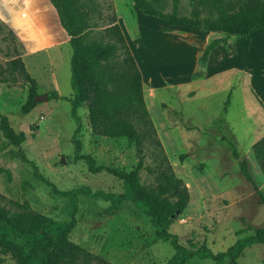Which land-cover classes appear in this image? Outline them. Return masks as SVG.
<instances>
[{"label":"rangeland","instance_id":"obj_1","mask_svg":"<svg viewBox=\"0 0 264 264\" xmlns=\"http://www.w3.org/2000/svg\"><path fill=\"white\" fill-rule=\"evenodd\" d=\"M39 3L35 0L34 7H40ZM79 5L92 9V21L100 26L114 12L126 27L129 48H141L149 55L136 58L145 80L146 108L163 154L189 193L184 211L171 215L169 232L186 248L205 246L218 253L260 229L264 225V175L252 145L263 137L264 110L252 96L248 76L254 78V92L264 100V29L240 37L184 28L162 32L165 24L138 12L135 15L130 0H79ZM164 6L165 12H171L173 0H165ZM178 9L181 15L188 16L187 0H179ZM15 16L21 18L20 12ZM214 39L228 51H235L237 42L251 45L247 62L242 65L244 70L229 69L205 79V67L198 61L192 68L194 57L198 60ZM201 47L194 55L195 49ZM71 54L70 46L64 45L49 54L25 55L21 42L0 20V115L7 117L16 132L24 133L22 148L26 157L36 166V172L58 190L87 187L92 192L120 195L121 181L105 171L93 174L85 161H75L74 141H80V154L91 156L97 166L125 170L134 168L140 160L136 146L126 139L92 135L86 105L77 109V124L69 102L49 99L52 74L61 95L72 96ZM16 58L36 81L38 96H47V101L37 102L26 115L21 108L27 101L29 85L8 68ZM229 63L236 64L233 57L224 64L217 60L214 66L223 68ZM195 72L202 75L193 77ZM12 149L0 132V168L10 176L0 174V204L10 208L13 203L28 202L35 212L48 218L69 220V199L51 197L49 188L35 179L30 165L10 157ZM142 155L140 181L155 188L160 155L150 139ZM243 159L248 162L255 187L240 172ZM109 206V200L79 195L77 225L70 241L111 264H166L174 251L168 242L156 239L148 218L130 202H122L112 215L105 212ZM0 264L15 263L7 257ZM188 264L216 263L193 258ZM222 264H264V246H249L235 262L224 260Z\"/></svg>","mask_w":264,"mask_h":264},{"label":"trees","instance_id":"obj_2","mask_svg":"<svg viewBox=\"0 0 264 264\" xmlns=\"http://www.w3.org/2000/svg\"><path fill=\"white\" fill-rule=\"evenodd\" d=\"M130 1L141 15L162 21L165 24L162 32L184 28L240 37L264 29V0H187L188 16L179 13V0H173L171 12H165V0ZM49 2L57 13L72 51L70 85L73 93L70 98H64L71 105L72 118L78 124L77 109L86 105L92 135L126 139L136 146L140 160L130 170L97 166L91 156L80 154L81 143L75 140V161H85L93 174L105 171L112 175L122 182L123 192L120 195L92 192L87 187L58 190L36 172V166L26 157L22 148L26 140L24 133L16 132L7 117L0 115V132L14 148L9 151L10 157L30 165L35 179L49 188L51 197L70 201V219L67 221H55L37 213L28 202L13 203L10 208L0 204V262L10 257L15 264H111L70 241L69 236L77 225L75 215L79 195L109 200L110 206L105 209L109 215L114 214L122 202L132 203L148 218L156 239L168 242L173 249L174 254L166 264H188L193 258L211 260L216 264H222L224 260L233 263L247 247L264 246V225L252 235L237 239L226 251L218 253L205 246L186 248L178 242L176 235L169 232L171 215L184 211L189 193L163 154L144 101L142 71L126 43L115 13L111 12L105 25L100 26L92 21V9L80 6L79 0ZM220 45L218 39L210 41L198 57L199 64L205 67L211 51ZM8 68L11 74L17 72L29 85L27 101L21 108V113L26 115L37 105L34 100L38 96L37 83L20 58L10 61ZM201 75L202 72H195L193 77ZM49 99L60 98L52 92ZM78 131L79 126L75 135ZM148 139L160 155L155 188L142 184L139 178L142 149ZM252 152L264 175V136L252 145ZM4 172L10 178L9 172L0 168V174ZM240 172L255 187L246 159L240 163Z\"/></svg>","mask_w":264,"mask_h":264},{"label":"crops","instance_id":"obj_3","mask_svg":"<svg viewBox=\"0 0 264 264\" xmlns=\"http://www.w3.org/2000/svg\"><path fill=\"white\" fill-rule=\"evenodd\" d=\"M38 1L40 2L39 3L40 7L36 8L34 7L35 0H28L27 3H25V0H16V2H14V0H0V10L2 11L1 15H3L5 18L3 21L16 35L17 39L21 42V44L23 45L24 51H25V55H28V56H36L42 53L49 54L51 50L59 49L64 45H69L68 43L69 39L67 35L65 34L64 30L62 29L59 23L57 13L55 9L53 8V6L51 5V3L49 2V0H38ZM15 8H19V9L14 11ZM19 12H20V16L22 19L15 16V14L18 15ZM137 12L138 11L136 10L135 15H137ZM130 22H132V20ZM117 23L119 24L123 32L127 45L128 44L130 45V40L127 37L126 31H125L126 27H123L124 26L122 25L123 22H120L119 18L117 19ZM253 33H251V35H253ZM237 43L238 44L235 45V51L234 49L233 51H228L225 49L223 45H220L211 51V53L208 56V60L205 65V68H204L205 70L204 78L205 79L214 74L217 75V74L226 73V71L229 69L230 70H236V69L244 70L242 65H245L247 62L246 56L248 52L251 50L250 49L251 45H247V43H240V42H237ZM129 49H131L130 51H132L131 53H133L132 55H134L133 57H135L134 59L137 62L136 64L138 66H139L138 61H137L138 59H136L138 55L149 56L141 48H136L134 46V48L131 47ZM201 50H202V47L195 49L194 55L197 56L199 54V51ZM228 57L229 58L233 57L236 64L230 66V63H229L228 67H226L227 64H225L223 68L221 67L217 68L214 66V63L217 60L219 62L222 61V63L224 64ZM48 59L49 57H47V61L51 64L52 61ZM196 62H197V59L194 57L192 68H195ZM140 71H141V68H140ZM142 81L145 84L144 77ZM51 82H52L53 92H56L58 97L60 98L58 100H55L56 102L60 100H64V98L71 97V96L63 97L61 95L58 89L59 87H58L57 79L55 75L53 74L51 75ZM250 82H251V85H250ZM253 83H254V78L249 75L248 84H249V88L252 93V96L254 97L256 103L261 107V109L263 108L262 110H264V100H262L257 95L256 92H254V89L252 87Z\"/></svg>","mask_w":264,"mask_h":264},{"label":"water","instance_id":"obj_4","mask_svg":"<svg viewBox=\"0 0 264 264\" xmlns=\"http://www.w3.org/2000/svg\"><path fill=\"white\" fill-rule=\"evenodd\" d=\"M203 30V29H202ZM35 102H43V101H47V96L46 95H42V96H37L35 99ZM62 162H64V160H62Z\"/></svg>","mask_w":264,"mask_h":264},{"label":"clouds","instance_id":"obj_5","mask_svg":"<svg viewBox=\"0 0 264 264\" xmlns=\"http://www.w3.org/2000/svg\"><path fill=\"white\" fill-rule=\"evenodd\" d=\"M14 2H16V0H14ZM28 2V0H25V3H27ZM5 18H4V16L3 15H0V20H4ZM5 22H7V21H5Z\"/></svg>","mask_w":264,"mask_h":264},{"label":"bare ground","instance_id":"obj_6","mask_svg":"<svg viewBox=\"0 0 264 264\" xmlns=\"http://www.w3.org/2000/svg\"><path fill=\"white\" fill-rule=\"evenodd\" d=\"M144 60V59H143ZM143 67V65H141Z\"/></svg>","mask_w":264,"mask_h":264}]
</instances>
